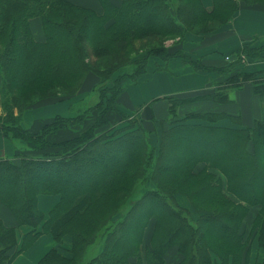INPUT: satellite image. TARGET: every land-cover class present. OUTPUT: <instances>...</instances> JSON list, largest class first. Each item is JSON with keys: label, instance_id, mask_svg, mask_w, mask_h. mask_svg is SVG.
<instances>
[{"label": "trees", "instance_id": "1", "mask_svg": "<svg viewBox=\"0 0 264 264\" xmlns=\"http://www.w3.org/2000/svg\"><path fill=\"white\" fill-rule=\"evenodd\" d=\"M98 2L100 10L72 0H0V135L19 146L14 156H0V203L17 221L12 226L0 217V264L42 233L57 241L70 235L71 255L52 248L38 264H250L253 245L264 249V118L253 127H228L214 123L223 117L238 123L239 115L178 109L196 99L235 101L230 90L250 81L264 95V69L239 67L243 56L262 59L264 43H245L236 61L211 68L166 41L209 33L243 3L264 7V0H213L211 10L202 0ZM34 18L43 40L34 34ZM154 56L164 62L178 56L225 76L214 92L170 99L173 118L158 144L139 113L135 119L119 107L123 81L136 83ZM128 65L133 71H123ZM92 74L99 79L95 103L73 116L57 114L35 131L22 124L27 109L75 96ZM95 112L87 128L56 139ZM114 113L128 125L115 128ZM179 193L195 214L179 203ZM40 194L60 195L47 215L38 207ZM21 225L32 229L18 246ZM254 264H264V256Z\"/></svg>", "mask_w": 264, "mask_h": 264}, {"label": "crops", "instance_id": "2", "mask_svg": "<svg viewBox=\"0 0 264 264\" xmlns=\"http://www.w3.org/2000/svg\"><path fill=\"white\" fill-rule=\"evenodd\" d=\"M204 4L210 8L212 0H204ZM32 24H34L33 31L36 38L43 40L44 33H42L43 37L39 38L37 35H40V32L36 29L37 26L43 32L41 20L34 18ZM184 40L181 48L193 58L201 60L204 65L211 68L226 66L236 61L237 51L243 44L253 43V46H259L264 43V7H241L228 22L215 30L197 34L187 32ZM167 45L169 46V43ZM259 61L264 64V56L262 59L247 63L246 69L247 67L250 70L253 69ZM168 63L169 70L163 72L154 70L155 68L152 67L136 83L125 79L123 81L124 88L119 97V107L127 113L136 114L139 112L148 123L169 125L173 118L170 111L172 97L191 98L214 92L217 83L225 78L216 71H199L190 62L178 56L171 57ZM260 68H264V65ZM259 76L263 78L264 72L259 73ZM94 79L98 80L95 75H90L84 88L87 87L89 81L92 82ZM168 82H171V85L166 86ZM162 86L165 87L162 88ZM230 92L235 101L223 103L209 98L196 99L180 105L178 112L182 115L197 111H226L232 115H239V122L236 123L231 118L223 117L214 124L239 128L253 127L258 120L264 118V95L256 93L252 81L246 82L242 88L230 90ZM188 122L206 123L202 119H192ZM14 152L13 143L0 135V156L12 157ZM59 200V194H40L38 207L47 215ZM0 217L8 225L17 224L13 213L2 203H0ZM20 227L17 229L18 246L22 244L24 234L32 229L28 225ZM41 229L42 225L40 224L38 230ZM148 232L150 234L151 229ZM70 243V235L57 241L51 233H42L30 247L19 252L10 264H38L52 248L71 255ZM263 256L264 249L259 248L255 243L250 264L261 260Z\"/></svg>", "mask_w": 264, "mask_h": 264}, {"label": "rangeland", "instance_id": "3", "mask_svg": "<svg viewBox=\"0 0 264 264\" xmlns=\"http://www.w3.org/2000/svg\"><path fill=\"white\" fill-rule=\"evenodd\" d=\"M202 1L204 3V0H202ZM204 6H205V4H204ZM213 6H214V3L212 0L211 7L210 8H208L207 6H205V7L208 10H211L213 8ZM245 6H246V4L243 3L240 6V8L245 7ZM32 25H33V29H34V24H32ZM36 29L40 32V35H37V33H36V35L39 36V38H42L43 32H41V28H38L36 26ZM184 38H185V36H184ZM180 40L181 39L179 37L168 39L166 41V45L169 43V46L168 45L167 46L171 50H174L175 48H181L182 42L179 43ZM146 43H147V41L144 42V46H146L145 45ZM142 44H143V41H139L138 46H141ZM92 59H94V58H92ZM247 63H249V61L246 60L244 62V64H242V66H239V67L241 69H246ZM150 64L148 65L147 70L142 75L149 72L150 68H152V67L155 68L154 70L163 71V72L169 70L168 61L164 62L161 59L156 58L155 56L152 57ZM262 65H264V64L261 63V61H259L258 63H256L254 65L253 69L250 70L247 67L246 70L255 71V70H259V69H264V68H260ZM134 68H135L134 65H128V66L123 68V71L131 72V71H133ZM141 76H140V79H141ZM96 81H97L96 79H94L92 82L89 81L87 84V87L84 88V86H83V88L75 96L65 97V98L54 97V98H49V99L42 100V101L36 103L33 107L27 109L24 112L23 118L21 120L22 124L25 125L26 127H28L30 130L35 131V130H38L45 122L52 121L53 118L57 114H61V115H65V116H73V115L77 114V112H79L81 109H83L86 105L89 106V105H91L97 101L98 96H96L94 91H93V85L97 84ZM168 85H171V82H168L166 86H168ZM164 87L165 86H162V88H164ZM0 113H4L2 111V108L0 109ZM14 113L17 115L18 111L15 110ZM130 114H131L130 116L135 118L137 113L136 114L130 113ZM96 116H97V113L95 112L92 116L87 118L86 122L83 125H76L74 123L70 124V128L61 131L60 134L56 137V139L68 138L70 136H73L75 133H78L79 131L87 128L89 126V124H91L93 122V120L95 119ZM111 124H113L115 126V128H120V127H124V126L128 125V123L125 120H123L120 115H118L116 113L112 114ZM146 126L149 128H152L153 135H151V139H153V142L155 144H158L159 138L162 135V131H163L162 129L164 127H168L169 125H164V123L162 125L147 123ZM13 145H14V143H13ZM14 148L16 151L19 148V146L17 144H15ZM21 149L22 150L24 149L25 151L29 150L25 146H23V147L21 146ZM29 153H31V152H29ZM14 154H15V152H14ZM177 199L182 206H184L188 209L190 208L192 210L193 214H195L194 210L192 209L191 200L189 199V197L187 195L179 193L177 195ZM250 219H251V217H250ZM21 226H23V225H21ZM29 227H31V226H29Z\"/></svg>", "mask_w": 264, "mask_h": 264}, {"label": "bare ground", "instance_id": "4", "mask_svg": "<svg viewBox=\"0 0 264 264\" xmlns=\"http://www.w3.org/2000/svg\"><path fill=\"white\" fill-rule=\"evenodd\" d=\"M72 1H75L77 3H81V4L86 5V6L95 7L99 10L101 9L99 2L97 0H72Z\"/></svg>", "mask_w": 264, "mask_h": 264}, {"label": "built area", "instance_id": "5", "mask_svg": "<svg viewBox=\"0 0 264 264\" xmlns=\"http://www.w3.org/2000/svg\"><path fill=\"white\" fill-rule=\"evenodd\" d=\"M241 60H242L243 62H245L247 59H246L245 56H243Z\"/></svg>", "mask_w": 264, "mask_h": 264}]
</instances>
